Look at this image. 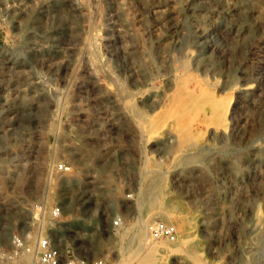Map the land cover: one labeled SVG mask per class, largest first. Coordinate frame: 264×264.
<instances>
[{"label": "rangeland", "instance_id": "rangeland-1", "mask_svg": "<svg viewBox=\"0 0 264 264\" xmlns=\"http://www.w3.org/2000/svg\"><path fill=\"white\" fill-rule=\"evenodd\" d=\"M36 227L102 264H264V0H0V264Z\"/></svg>", "mask_w": 264, "mask_h": 264}, {"label": "built area", "instance_id": "built-area-1", "mask_svg": "<svg viewBox=\"0 0 264 264\" xmlns=\"http://www.w3.org/2000/svg\"><path fill=\"white\" fill-rule=\"evenodd\" d=\"M58 169L70 172L71 165L66 161L58 163ZM129 195V193H127ZM61 207L58 204L52 206L47 214L49 221L58 219L61 215ZM112 225H119L120 215H114ZM145 228L152 238H166L174 240L177 235L176 226L161 218L150 219ZM11 242L19 254H27L33 264H102L101 259L90 261L87 257L75 254L67 248H63L56 239L52 227H36L25 234H13Z\"/></svg>", "mask_w": 264, "mask_h": 264}, {"label": "bare ground", "instance_id": "bare-ground-1", "mask_svg": "<svg viewBox=\"0 0 264 264\" xmlns=\"http://www.w3.org/2000/svg\"><path fill=\"white\" fill-rule=\"evenodd\" d=\"M209 4V2H208ZM3 63V62H2ZM8 64V63H7ZM18 69V68H17ZM24 70V69H23ZM19 71V69H18ZM23 73V71H19V74ZM3 85V84H2ZM189 86V85H188ZM186 87V86H185ZM248 86L247 85H239L237 88L238 89H246ZM199 88V87H198ZM197 88V89H198ZM202 93V92H201ZM255 98V97H254ZM215 103V107H214V110L212 111L213 115L216 116L217 119H220V118H223L225 119L226 118V114L228 111H230V104L228 101L226 102H223V101H218L216 100ZM232 105V104H231ZM228 116V115H227ZM153 185V184H152ZM151 185V189H154L155 186L153 187ZM39 215L37 214V217ZM258 216V215H257ZM36 217V218H37ZM44 218V217H43ZM42 219V218H41ZM261 221V220H259ZM258 221V222H259ZM43 222V221H42ZM141 223V222H140ZM140 223H134L132 224L129 229H127L128 231L126 232V236L124 237L123 235V238L124 240H126L127 244H126V247L123 249V251L125 252V259L132 256V254L134 253L135 250H137L141 245L140 244H143V240L145 238V231H144V227H143V224L140 225ZM122 236V235H121ZM176 243V242H175ZM175 243H172V242H161V241H155L153 242V244L151 245V250H153V252H159V253H164L165 250H167L169 248L170 245H173ZM123 246V245H122ZM151 257V256H150ZM149 257V258H150ZM25 259H27L25 257ZM153 257L150 259V261H152ZM127 260V259H126ZM149 263V262H148ZM123 264V263H122Z\"/></svg>", "mask_w": 264, "mask_h": 264}]
</instances>
